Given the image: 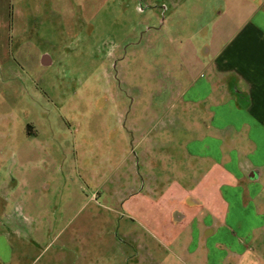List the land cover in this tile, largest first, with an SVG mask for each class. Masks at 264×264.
<instances>
[{"label":"rangeland","instance_id":"obj_1","mask_svg":"<svg viewBox=\"0 0 264 264\" xmlns=\"http://www.w3.org/2000/svg\"><path fill=\"white\" fill-rule=\"evenodd\" d=\"M243 1L0 0V193L68 202L54 248L71 233L77 264H201L202 210L168 198V71L208 62Z\"/></svg>","mask_w":264,"mask_h":264},{"label":"crops","instance_id":"obj_2","mask_svg":"<svg viewBox=\"0 0 264 264\" xmlns=\"http://www.w3.org/2000/svg\"><path fill=\"white\" fill-rule=\"evenodd\" d=\"M232 5L209 61L168 71V110L182 127L168 135V198L202 210L191 224L204 234L201 264H264V0ZM153 166L143 181L157 180ZM67 208L53 193H0V264H77L75 235L53 246Z\"/></svg>","mask_w":264,"mask_h":264}]
</instances>
